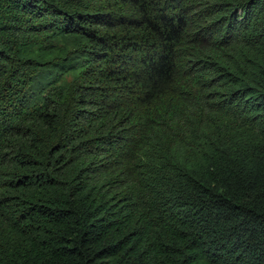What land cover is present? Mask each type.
Masks as SVG:
<instances>
[{"label": "trees", "instance_id": "1", "mask_svg": "<svg viewBox=\"0 0 264 264\" xmlns=\"http://www.w3.org/2000/svg\"><path fill=\"white\" fill-rule=\"evenodd\" d=\"M0 264H264V0H0Z\"/></svg>", "mask_w": 264, "mask_h": 264}, {"label": "rangeland", "instance_id": "2", "mask_svg": "<svg viewBox=\"0 0 264 264\" xmlns=\"http://www.w3.org/2000/svg\"><path fill=\"white\" fill-rule=\"evenodd\" d=\"M119 7L117 6L116 9H118Z\"/></svg>", "mask_w": 264, "mask_h": 264}]
</instances>
